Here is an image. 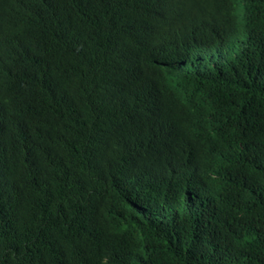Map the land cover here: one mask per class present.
I'll return each instance as SVG.
<instances>
[{
    "label": "trees",
    "instance_id": "trees-1",
    "mask_svg": "<svg viewBox=\"0 0 264 264\" xmlns=\"http://www.w3.org/2000/svg\"><path fill=\"white\" fill-rule=\"evenodd\" d=\"M0 264H264V0H0Z\"/></svg>",
    "mask_w": 264,
    "mask_h": 264
}]
</instances>
